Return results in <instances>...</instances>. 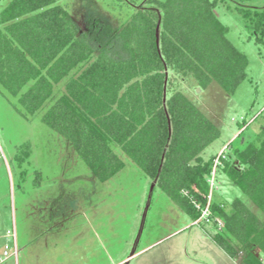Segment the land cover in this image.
Here are the masks:
<instances>
[{
  "label": "trees",
  "instance_id": "trees-1",
  "mask_svg": "<svg viewBox=\"0 0 264 264\" xmlns=\"http://www.w3.org/2000/svg\"><path fill=\"white\" fill-rule=\"evenodd\" d=\"M63 1L0 9V86L72 147L93 181L113 178L126 155L194 221L209 202L201 220L214 230L202 228L231 258L264 264V121L253 140L206 159L221 131L176 83L233 94L247 78L244 53L213 13L226 0H113L104 11L88 0L79 14ZM236 9L264 42V8ZM221 175L243 194L209 201Z\"/></svg>",
  "mask_w": 264,
  "mask_h": 264
},
{
  "label": "rangeland",
  "instance_id": "rangeland-1",
  "mask_svg": "<svg viewBox=\"0 0 264 264\" xmlns=\"http://www.w3.org/2000/svg\"><path fill=\"white\" fill-rule=\"evenodd\" d=\"M7 1L0 2V9ZM64 1L78 14L81 6L88 2ZM112 1L94 0V4L104 11ZM238 5L262 9L264 0L221 1L213 12L228 26L229 39L246 57L248 76L236 92L228 94L216 82L202 88L191 78L178 76L176 80L178 87L221 131L220 137L203 151L206 159L217 156L227 145L241 146L244 140H253L264 121V42L256 41L253 29L236 9ZM115 14L120 17L117 11ZM16 99L0 86V258L5 256L7 242L13 254L17 227L20 235L27 225L32 231L31 217L43 211L40 202L43 204L42 199L47 196L57 198L59 183L64 182L58 200L67 206L72 205L69 204L71 194L86 196L82 202H77L82 204L78 213L94 217L98 238L103 234L107 243L111 239V255L99 252L100 249L96 264H239L201 234L209 235L206 229L213 231V224L205 220L194 224V220L131 160L101 187L89 183L91 175L84 173L87 165L72 147L49 128L40 115L29 117L20 111ZM216 159L213 171L220 164ZM218 185L219 189L215 188L216 184L211 185V200L223 197L231 188L243 194L233 184L231 188L225 186L223 175ZM254 209L257 208L254 206Z\"/></svg>",
  "mask_w": 264,
  "mask_h": 264
},
{
  "label": "crops",
  "instance_id": "crops-1",
  "mask_svg": "<svg viewBox=\"0 0 264 264\" xmlns=\"http://www.w3.org/2000/svg\"><path fill=\"white\" fill-rule=\"evenodd\" d=\"M75 154L78 156L76 152ZM124 160V168H126L130 159L125 155ZM86 167L88 170L84 173L91 175L89 167ZM111 179L98 185L92 178L88 182L101 187ZM59 184L62 189L65 187L64 182ZM60 189L57 188V191L59 192ZM58 192L57 198L53 195L54 198L47 196V199H42L43 204L40 202L39 206L43 210L41 215L31 217L33 219L32 231L28 230L27 225L20 235L17 227V235L12 242L13 251L17 247V254L7 256L4 254L5 256L0 258V264H96L97 252L100 249L99 252L111 255V239L107 243L103 234L98 238L94 217L90 214L80 215L78 213L81 211L79 207L82 204L79 205L77 202H82L86 196L71 194L69 199L72 200V203L69 202V204L72 205L66 206L64 202L58 200ZM59 195L61 199H64L63 195ZM37 212L34 210V213ZM199 231L201 232L202 229ZM201 234L206 235L207 241L208 239L213 241L206 233L202 232ZM199 235L200 233H198L200 238ZM213 244H215L214 241ZM7 247L11 248L8 242L5 244L4 252Z\"/></svg>",
  "mask_w": 264,
  "mask_h": 264
},
{
  "label": "built area",
  "instance_id": "built-area-1",
  "mask_svg": "<svg viewBox=\"0 0 264 264\" xmlns=\"http://www.w3.org/2000/svg\"><path fill=\"white\" fill-rule=\"evenodd\" d=\"M221 154H222V152L219 155H221ZM218 158L216 159V162H218ZM212 185H213V182H212ZM210 197L211 196L208 197L209 201H210ZM209 213H210V209H209V202H208V204L205 206V208L202 209V216L199 219L195 220L194 223L199 224L200 223L199 221H201V219H203V218L208 217ZM12 253L13 254H17V247H15V249H14V251ZM4 254L6 256L11 254V252H9V247H7V250H5Z\"/></svg>",
  "mask_w": 264,
  "mask_h": 264
}]
</instances>
